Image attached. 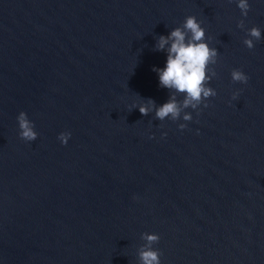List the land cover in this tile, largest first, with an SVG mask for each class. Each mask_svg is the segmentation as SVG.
<instances>
[{
	"label": "water",
	"instance_id": "water-1",
	"mask_svg": "<svg viewBox=\"0 0 264 264\" xmlns=\"http://www.w3.org/2000/svg\"><path fill=\"white\" fill-rule=\"evenodd\" d=\"M248 3L0 0V264H142L146 233L160 264H264V0ZM188 16L218 51L216 95L161 121L184 96L156 45Z\"/></svg>",
	"mask_w": 264,
	"mask_h": 264
},
{
	"label": "clouds",
	"instance_id": "clouds-1",
	"mask_svg": "<svg viewBox=\"0 0 264 264\" xmlns=\"http://www.w3.org/2000/svg\"><path fill=\"white\" fill-rule=\"evenodd\" d=\"M237 4L241 14L247 16L250 7L248 0H237ZM238 27L244 28L243 20L239 22ZM247 33L250 38L245 39L244 44L247 48L252 49L254 41L261 39V31L257 27H252L247 30ZM166 46L168 47L166 48ZM156 48L167 51L165 66L153 68V71L158 73L160 86L184 96L181 106L176 96L173 95L168 102L156 109V118L161 121L166 118L176 121L181 117L184 109L198 110L202 103L207 107V99L216 95L215 90L208 87L207 84L216 75L215 71H211V75H208V72L210 71L209 65L217 63L218 51L205 42V30L196 17H186L182 27L171 30L167 36H160ZM231 78L234 82L247 83L248 81V76L239 69H234L231 72ZM235 98L236 94L233 96V99ZM148 105H153V102L149 100ZM139 111L146 116L150 108L141 104ZM182 118L184 121H191L192 115L184 111ZM17 120L21 139L36 140L37 133L27 114L20 112ZM186 126L183 123L179 124L180 129H184ZM70 135L71 133L62 132L58 139L61 143L67 144ZM144 238L148 243L145 250L140 253L142 264H160V253L151 247L153 243L158 242L159 236L146 233Z\"/></svg>",
	"mask_w": 264,
	"mask_h": 264
}]
</instances>
